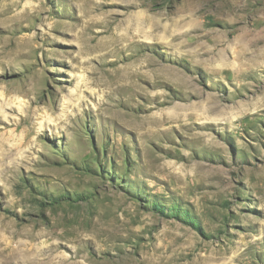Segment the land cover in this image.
Instances as JSON below:
<instances>
[{
	"label": "rangeland",
	"instance_id": "1",
	"mask_svg": "<svg viewBox=\"0 0 264 264\" xmlns=\"http://www.w3.org/2000/svg\"><path fill=\"white\" fill-rule=\"evenodd\" d=\"M38 262L264 264V0H0V264Z\"/></svg>",
	"mask_w": 264,
	"mask_h": 264
},
{
	"label": "bare ground",
	"instance_id": "2",
	"mask_svg": "<svg viewBox=\"0 0 264 264\" xmlns=\"http://www.w3.org/2000/svg\"><path fill=\"white\" fill-rule=\"evenodd\" d=\"M147 5H148V4H147ZM221 52H222V51H221ZM222 55H223V52H222ZM222 55H221V56H222ZM164 119H165V118H164ZM167 120H168V119H167ZM5 228H6V227H5ZM8 233H9V232H8ZM53 233H54V232H53ZM49 235H50V234H49ZM59 235H60V234H59ZM22 236H23V235H22ZM54 236H55V235H54ZM45 237H46V236H45ZM15 238H16V237H15ZM21 238H22V237H21ZM42 238H43V237H42ZM58 238H59V237H58ZM8 239H9V238H8ZM23 239H24V237H23ZM31 239H32V238H31ZM35 239H36V238H35ZM50 239H51V238H50ZM56 239H57V238H56ZM39 240H40V239H39ZM47 240H48V239H47ZM15 241H16V240H15ZM30 242H31V241H30ZM48 242H49V241H48ZM55 242H56V241H55ZM39 243H40V242H39ZM39 243H38V244H39ZM2 244H4V245H3V246H4L3 250H8V249H10V248H9V245H8V242H5V243L2 242L1 245H2ZM17 244H18V243H17ZM26 244H27V243H26ZM33 244H34V243H33ZM20 245H21V244H20ZM24 245H25V244H24ZM30 245H31V244H30ZM34 245H35V244H34ZM51 245H52V244H51ZM16 246H17V245H16ZM21 246H22V245H21ZM28 247H29V246H28ZM40 247H42V246H40ZM45 247H46V246H45ZM45 247H44V248H45ZM23 248H24V246H23ZM33 248L35 249V247H33ZM51 248H52V247H51ZM72 248H73V247H72ZM72 248H71V249H72ZM14 249H15V248H14ZM14 249L12 248V249L10 250V251H11L10 256L13 257L14 259H18V260L21 259V257H22L21 253L18 251V254H17V251H15ZM37 249H38V248H37ZM37 249H36V250H37ZM54 249H55V248H54ZM19 250H20V249H19ZM23 250H24V249H23ZM26 250H27V249H26ZM34 251H35V250H34ZM45 251H46V250H45ZM53 251H54V250H53ZM30 252H31V251H30ZM8 253H9V252H8ZM60 253H61V252H60ZM60 253H59V254H60ZM34 254H35V253H34ZM37 254H38V253H37ZM37 254H36V255H37ZM46 254H49V253H46ZM53 254H54V253H53ZM29 255H30V254H28V256H29ZM32 255H33V254H32ZM42 255H43V254H42ZM54 255H55V254H54ZM26 256H27V254H26ZM33 256H34V255H33ZM30 257L32 258V256H30ZM51 257H52V256H51ZM63 257L65 258V256H63ZM63 257H62V258H63ZM66 257H67V256H66ZM52 258H53V257H52ZM52 258H51V261H52ZM24 259H25V258H24ZM29 260H30V259H29ZM33 260H35V258H34ZM65 260H66V259H65ZM82 260H83V259H82ZM14 261H15V260H14ZM31 261H32V260H31ZM51 261H50V262H51ZM55 261H56V260H55ZM57 261H58V260H57ZM57 261H56V262H57ZM63 261H64V260H63ZM25 262H26V261H25ZM26 263H27V262H26ZM46 263H47V262H46ZM38 264H39V262H38ZM68 264H69V263H68Z\"/></svg>",
	"mask_w": 264,
	"mask_h": 264
}]
</instances>
